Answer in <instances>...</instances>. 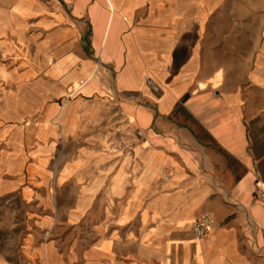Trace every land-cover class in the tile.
Returning <instances> with one entry per match:
<instances>
[{
  "label": "crops",
  "instance_id": "obj_1",
  "mask_svg": "<svg viewBox=\"0 0 264 264\" xmlns=\"http://www.w3.org/2000/svg\"><path fill=\"white\" fill-rule=\"evenodd\" d=\"M234 10L242 51L225 0H0V264H264V5Z\"/></svg>",
  "mask_w": 264,
  "mask_h": 264
},
{
  "label": "rangeland",
  "instance_id": "obj_2",
  "mask_svg": "<svg viewBox=\"0 0 264 264\" xmlns=\"http://www.w3.org/2000/svg\"><path fill=\"white\" fill-rule=\"evenodd\" d=\"M226 2H230L231 4V19H232V27L230 28L232 35L239 37L240 42L236 45L238 46V50L242 51L246 49V47H249L250 38L251 35H253V29L254 27L247 25L245 26L242 24L239 20L246 18L242 14H239L238 11H235L234 8L238 6L240 3H257L264 5V0H225ZM250 24V23H249ZM0 76H2V73H0ZM108 230L107 227H105V231ZM104 233V230L101 232ZM96 234L91 233L87 236V244L93 243L96 239Z\"/></svg>",
  "mask_w": 264,
  "mask_h": 264
},
{
  "label": "built area",
  "instance_id": "obj_3",
  "mask_svg": "<svg viewBox=\"0 0 264 264\" xmlns=\"http://www.w3.org/2000/svg\"><path fill=\"white\" fill-rule=\"evenodd\" d=\"M146 82L149 86L153 88L154 91L156 92L159 91L158 86L154 84L151 79L148 78ZM138 135H140L139 132H138ZM258 194L262 199H264V190H261V188H258ZM212 220H213L212 215L207 214V215L201 216L195 221L193 225V231H194V235L196 238H203L208 234L211 228Z\"/></svg>",
  "mask_w": 264,
  "mask_h": 264
}]
</instances>
